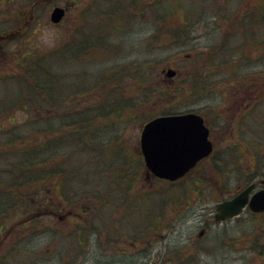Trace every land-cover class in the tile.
Listing matches in <instances>:
<instances>
[{
  "label": "rangeland",
  "instance_id": "374dc122",
  "mask_svg": "<svg viewBox=\"0 0 264 264\" xmlns=\"http://www.w3.org/2000/svg\"><path fill=\"white\" fill-rule=\"evenodd\" d=\"M254 1L0 0V107L8 99L13 101L1 113L0 118L5 122L8 116L14 118L13 122L6 123L4 129L7 133L5 131L4 133L0 132V149L4 147L10 149L9 159H17L18 151L16 148L22 143V140L16 138L30 128H42L44 132L36 131V134L41 137L46 135L49 139L61 134V131L57 129L60 123L59 118L56 117L57 114H64L70 109L83 107L88 109L87 112L93 115L92 109L95 106H87L98 101L94 92L98 93L99 90L93 89L92 91L89 89L88 92L80 97L79 93L72 92L73 89L78 84L86 85L87 87L92 86L91 82L98 72L107 73L110 68L113 71L114 67L118 71L123 68L131 69L138 65L133 63L144 59H150L148 61L155 66L154 71H151L153 80L165 77L162 73L163 68H173L175 75L170 80L173 82L169 86L178 89L183 86V91L176 99H169L166 94L161 96L159 101L158 99H154L151 94L141 97L138 92L140 85L136 84L132 78H125V75L120 73L121 76L123 74L122 78H125L124 85H120V88L124 86L121 90L122 94L126 99L128 97L132 98L130 104L132 107L130 108L129 106L118 116L121 120H116L110 125V132L108 134L120 136V140L130 153L132 151L137 152L135 147L137 146L139 150L138 138L143 125L140 123L138 117L144 116L150 110L158 109L163 104L164 107H175L179 108V110L193 109L200 111L201 114L205 112L206 114L204 115L212 131L211 140L215 143L216 148H226L228 143H233L231 138L235 137L236 117L232 115L235 108L232 103L235 93H230L228 86H226L214 90L211 95H207L206 99L195 102L184 101L186 99H182V96L184 95V91L188 89L190 78V76L186 77V75L199 67L197 64L193 66L198 56L186 59L183 55L187 52L190 55L194 54V49H203L207 45L219 46L223 41L222 45L224 44L226 47L231 46L233 48L246 44L243 52L241 48L237 49L235 53L254 56V52H251L252 49H249L251 48L250 45L249 48L247 47L248 43H250V36L243 39L242 34L239 33L240 22H238L241 15L240 8L250 7ZM116 3L122 4L124 8L131 10L132 15L129 19L123 17L125 13H123L122 9L121 11L118 10L119 13L121 12V16L119 17L116 16L119 13L117 14L115 10L110 11L112 5ZM54 5L64 6L66 9L63 19L57 24H52L48 18L49 12ZM160 7L167 8L168 10L175 8L172 11L174 13L173 16H167L168 21L166 25L170 27L172 23L175 24L177 19L176 23L178 25L185 24L186 31L192 34V39L188 40L186 45L178 40L179 42L174 43L177 46L171 49L161 52H159V49H156L159 44L165 41V25L163 21L158 16L153 18L155 10ZM185 14H188L186 22ZM159 24L163 26L162 29ZM244 27H247L246 24H244ZM155 30H158L157 33ZM154 31L163 42L147 45L145 38L149 37ZM96 37L101 43H97ZM182 37L177 39H181ZM230 37L232 38L228 42ZM71 41L80 42L69 50H65L68 44L72 43ZM87 42L90 44L92 42L94 46L100 45L96 48L92 46L94 49L88 55L86 52H82L79 54L81 60H76L73 56L74 53L77 49L85 46ZM63 48L64 52L59 51ZM100 51H102L104 58L99 56ZM42 54H45L48 59H52L53 63L54 60H58L59 62L54 64L56 68L52 70V74L58 76L60 92H65L63 89L69 87L67 94H70L65 97L67 106H59V109L56 110L51 107L41 106L43 100H40L38 97H27L25 99L28 101L26 105L20 98H14L17 97L16 95L19 92V83L14 78H8V76L14 74L25 75V68L20 64L30 61L27 60L28 58H36ZM55 57L59 58L55 59ZM243 73H246V70ZM109 83L110 85L112 84L110 80ZM5 95H8V97L5 98ZM18 101L22 102L23 105H20ZM139 101H144L142 104L147 107L143 108L142 104H139ZM138 105L139 108H134ZM22 106L26 107L25 110L20 108ZM208 111L210 112L208 113ZM109 117L115 119L113 115ZM259 134H263V132H259ZM12 138L14 139L12 143L10 142L6 145L2 143ZM50 143L52 142L50 141ZM243 150L246 151L244 147ZM206 171V176H203V179L200 181V186L205 192L204 200L198 203L195 196L191 197L192 200L190 202L193 203V208L187 212L185 218L181 219L180 223L176 224L172 232L163 230L164 232L152 237L139 235V231L149 228L141 224L140 221L135 223L137 224L135 228L139 229L135 237L138 238L136 244L128 242V240H122L123 238L120 237L118 228L123 230L125 227L131 230L132 226L128 222V220L131 221V218L123 216L122 222L118 221V215H121L128 208H118L116 210L110 206L111 208L105 209V212L111 214L110 221L113 226L110 230L108 229L112 234L111 250L116 253L120 251V254L123 255L121 259L126 264L129 261H134L135 264H166L169 256L166 251L168 246L171 250L172 248L183 250V258L187 256L185 264H264V238L260 239V244H257V246L262 247L260 250H256L254 247L253 249L250 248L253 245L250 235L253 233L258 235L257 231L261 225L264 226V216L252 219L249 213L244 210L238 218L222 223L215 222L212 218L214 204L227 197L229 193H226L227 190L231 189L234 192L238 184L236 183L235 173L234 176L231 174L220 186L215 179L211 178L209 171ZM144 181L145 178L142 176L137 179L135 178L130 191V197L135 196L139 199V194L144 190V186L149 189H162L166 185L165 181L154 182L151 178H147L145 184ZM224 186L226 188H223ZM48 188H51V185L41 180L35 181L23 188L24 199L16 201L15 208L17 211H15L16 209L13 210L14 216L1 222L5 226L0 231V251L4 250L3 247L12 244L9 238L23 236L26 239V236H29V232L27 231L32 230L36 232L39 238L33 237L34 239L31 241H28V239L25 241H14L16 243L14 249L16 258H14L12 264L23 263L25 260L29 261L24 264H97L98 260L106 263L105 259L108 256V250L106 251L102 248L106 246L107 242L103 243L102 246H95V249L91 252H88V249L85 248H77L78 251L80 250L79 258L77 256L76 258L78 259L73 260L74 262L72 263L73 258L70 257L71 255L64 252L66 248L64 246L65 241L63 240L66 238L62 236L59 239L58 236L57 239L54 234L50 235V233L56 231L67 232L66 230H71V226L77 221L82 223V227H89L85 222L87 218L86 220L84 218L91 215L90 212L95 214V220L99 221L101 229H103L104 225L108 228L109 219H101L99 216L101 211H98L94 207V203L91 200H86L82 196L84 193L81 194L79 192L70 196L71 205L65 206L63 203L60 211H58L59 209L57 211L52 210L51 212L50 209L43 211L44 207L39 206L37 208L40 210L36 211L37 203L35 202L40 200L42 196H49V192L47 193ZM52 191L50 192L51 200H49V204L56 200L57 202L59 201L58 198H55ZM22 205H24L23 208ZM33 217L36 218L34 220L36 224L31 222L33 225H28L24 231L21 228L17 229L16 226H20L19 224L22 220L33 221L29 220ZM119 225L121 227H117ZM202 228L205 230L200 234ZM134 233L136 234V232ZM231 236H234L233 240H230ZM114 238L121 239L122 242L117 243V241L114 243ZM150 239L152 241L149 242ZM171 253L174 254L175 252L171 251ZM193 255L194 257H191ZM31 260L34 262H30ZM178 261L181 262L182 260ZM176 263L171 262L168 264Z\"/></svg>",
  "mask_w": 264,
  "mask_h": 264
},
{
  "label": "trees",
  "instance_id": "16d2710c",
  "mask_svg": "<svg viewBox=\"0 0 264 264\" xmlns=\"http://www.w3.org/2000/svg\"><path fill=\"white\" fill-rule=\"evenodd\" d=\"M121 9L125 13L123 17L129 19L132 15L131 10L124 8L122 4H113L110 11L115 10L118 14V10L121 11ZM174 9L157 8L153 17L158 16L163 21L165 25V41L163 42L156 35L158 30H155L156 33L154 31L149 37L145 38L147 45L163 42L156 48L159 49V52L177 46L174 44L175 42L180 41L186 45L188 40L192 39V34H189L185 29L186 25H178L176 23L178 19L175 24L172 23L170 27H167V16H173L174 13L172 11ZM239 11L241 15L238 22H240L241 34L243 39L246 33L248 37L250 36V43H248L247 47L249 48L250 45L251 48L249 49H252L251 52H254V56L235 53L237 49L241 48L243 52L246 44L233 48L231 46L226 47L224 44L222 45L223 41L219 46L207 45L203 49H194V54L185 53L183 55L186 59L198 56L193 66L197 64L199 67L186 75V77L190 76V78L188 89L184 91V95L182 96V99H186L184 101L195 102L206 99L207 95H211L214 90L226 86H228L230 93H235L232 102L235 106L232 115L236 117L235 137L231 138L233 143H228L224 149H218L215 146L207 159L201 161L194 170L180 180L175 182L165 181L166 185L162 189H149L144 186V190L139 194V199L135 196L130 197V191L135 178L137 179L142 176L145 178V181L147 178H151L154 182L162 180L154 178L147 172L137 146L135 147L137 152L132 151L130 153L120 140V136L108 134L110 132V125L116 120H121L118 116L129 106L130 108L132 107L130 105L132 98L128 97L126 99L123 96L121 90L124 86L120 88V85H124L126 77L132 78L136 84L140 85L138 92L141 97L151 94L158 101L164 94L169 99H176L182 93L183 86L179 89L171 87L169 84L173 81L165 77L158 79L157 75V79L153 80L151 71H154L155 66L148 61L150 59L133 63L138 65L131 69L123 68L118 71L114 67L113 71L110 68L107 73L98 72L91 82L92 86L87 87L86 85L78 84L72 91H75L76 94L79 93L80 97H82L89 89L92 91L93 89L99 90L98 93L94 92L98 101L87 106H95V108L92 107L94 108L92 109L93 115L87 112L88 109L86 108L80 107L72 110L68 105L69 111L64 114H57L56 116L60 120L57 129L61 131V134L48 139L46 135L41 137L36 134V131L44 132L42 128L33 127L20 134L16 138L22 140V143L16 148L18 160L9 159L10 149H6L5 147L0 149V164H2L0 166V231L5 226L1 222L14 216L13 210L16 209V201L24 199L23 188L35 181H46L51 185V188L47 189L49 196H42L40 200H37L35 202L37 203L36 208L39 206L44 207L43 211L47 209H50V212L52 210L57 211L58 209L60 211L61 205L63 203L65 206L71 205L70 196L79 192L81 194L84 193L82 196L86 200H91L94 203V207L98 211H101L99 215L101 219H109L108 228L103 224L104 227L101 229L99 221L95 220V214L90 212L91 215L84 218V220L87 218L85 222L89 227L84 228L81 222L74 221L75 223L73 224L74 226H71V230H66L67 232L55 230L56 232L50 233V235L54 234L57 239L58 236L59 239L62 236L66 238L63 240L65 241L64 246L66 248L64 252L71 255L70 257L73 258L72 263L74 262L73 260L79 258L80 250L78 251L77 248H85L88 249V252H91L95 249V246H102L103 243L107 242L106 246L102 248L106 251L108 250V256L105 259L106 263L98 260L97 264H126L121 259L123 255L120 254V251L116 253L111 250L112 234L109 230L113 226L110 221L111 214L105 212V209L111 207L116 210L118 208H128L121 215H118V221L123 222V218L126 216L129 219L131 218V221L128 220L132 226L131 230L125 227L123 230L118 228V233L123 238L122 240H128V242L136 244L138 238L135 237L139 229L135 228L137 226L135 223L141 221V224L149 227L139 231V235L152 237L164 231L172 232L176 224L180 223L181 219H184L187 212L192 209L193 203L190 202L192 200L191 197L195 196L198 203L204 200L205 192L200 186V181L203 179V176H206V170L209 171L211 178L215 179L220 186L231 174L234 176V173L238 185L245 184L257 176H264V0H255L250 7L240 8ZM116 16H121V12ZM187 20L188 14H185V22ZM244 24H246V28ZM159 26L161 29L163 28L161 24ZM179 37L182 38L177 39ZM96 40L97 43H101L97 37ZM79 42L69 43L65 50H69ZM92 46L94 48L97 47L92 42L91 44L87 42L85 46L77 49L73 55L74 58L81 60L79 54L82 52H86L87 55L90 54L94 49ZM65 50L63 48L59 51L64 52ZM102 51L99 52V56L104 58ZM58 58L55 57V59ZM27 60L30 61L20 64L25 68V75L14 74L8 76V78H14L19 83V92L16 95L17 97L14 98H20L26 105L28 103L25 100L27 97H38L40 100H43L41 106L51 107L55 110L59 109V106H67L65 97L70 94H67L69 87L63 89L65 92L61 93L58 87L60 84V82L58 84V76L52 74V70L56 68L54 64L59 63L58 60H54L53 63L52 59H48L45 54L36 58H28ZM244 70H246V73H243ZM120 73H123L125 78H122L123 74L121 76ZM109 80L112 82L111 85ZM6 97L8 95H5ZM143 102L139 101V104ZM12 103L13 101H10V99L3 103L0 107V116ZM18 103L23 105L20 101ZM143 105V108L147 107ZM20 108L25 110L26 107L22 106ZM134 108H139V105ZM180 111L179 108L164 107L161 104L158 109L150 110L142 117L138 114L136 115L140 116L138 118L140 123L143 124L154 116ZM195 111L200 112L198 110ZM202 113L203 115L206 114L205 112ZM110 115L115 116V119L109 117ZM204 117L207 120L205 115ZM0 121L2 123L0 125V132L4 133L6 123L13 122L14 118L8 116L6 122L2 118H0ZM259 132H263V134H259ZM5 133L7 132L5 131ZM13 140V138L7 139L2 143L6 145L10 142L12 143ZM243 147L246 151L243 150ZM226 186L223 188H226ZM51 190H53L55 198H58L59 201L57 202L56 200L49 204ZM231 191L229 189L226 193H230ZM125 195L127 196L125 197ZM172 206L175 207L173 208ZM23 207L24 205H22ZM38 210L40 209L37 208L36 211ZM125 213L127 214L125 215ZM35 219L33 217L29 219L33 221L22 220L19 224L20 226L16 227L24 231L28 225L36 224ZM117 227H121V225ZM27 232H29V236H26L28 241L33 240V237L39 238L36 232L32 230H28ZM257 233L258 235L255 234L254 237L253 234L250 235V240L253 239V247L256 250H260L262 247L257 246V244H260V237L261 239L264 238V231L259 229ZM9 239L12 241V244L3 247L4 250L0 251V264H12L14 258H16L14 250L16 243L14 241L26 240L23 236H14ZM150 241L152 240L150 239ZM116 242L121 243L122 241L121 239L114 238V243ZM166 251L169 255L166 264L171 262L185 264L186 259L183 258V250L178 248H172L171 250L168 246ZM171 251L175 253L172 254ZM77 256L78 258H76ZM27 261L29 260H25V262ZM25 262L23 261V263L18 264H24ZM30 262L34 261L31 260ZM127 264H135V262L129 261Z\"/></svg>",
  "mask_w": 264,
  "mask_h": 264
},
{
  "label": "water",
  "instance_id": "95a60500",
  "mask_svg": "<svg viewBox=\"0 0 264 264\" xmlns=\"http://www.w3.org/2000/svg\"><path fill=\"white\" fill-rule=\"evenodd\" d=\"M63 14L64 9L55 6L49 17L57 23ZM173 73L172 69L166 71L168 76ZM208 135L202 116L196 112L156 116L145 122L140 130L139 147L144 164L153 175L175 180L210 153L212 143ZM250 188L251 185L232 198L218 202L215 219L234 216L245 205L252 211L264 210V190L248 198Z\"/></svg>",
  "mask_w": 264,
  "mask_h": 264
},
{
  "label": "flooded vegetation",
  "instance_id": "af4514ba",
  "mask_svg": "<svg viewBox=\"0 0 264 264\" xmlns=\"http://www.w3.org/2000/svg\"><path fill=\"white\" fill-rule=\"evenodd\" d=\"M263 179V178H255L254 180H252L254 186L252 187V191L250 194H252L253 192L257 191V190H263L264 189V184L260 183V180ZM260 214H264L263 213H260ZM227 221V220H225ZM205 229L202 228V230L200 231V234L204 231Z\"/></svg>",
  "mask_w": 264,
  "mask_h": 264
}]
</instances>
